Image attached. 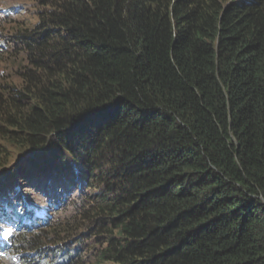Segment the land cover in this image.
I'll return each mask as SVG.
<instances>
[{
  "label": "trees",
  "instance_id": "16d2710c",
  "mask_svg": "<svg viewBox=\"0 0 264 264\" xmlns=\"http://www.w3.org/2000/svg\"><path fill=\"white\" fill-rule=\"evenodd\" d=\"M30 2L0 13V255L264 264V0Z\"/></svg>",
  "mask_w": 264,
  "mask_h": 264
},
{
  "label": "rangeland",
  "instance_id": "374dc122",
  "mask_svg": "<svg viewBox=\"0 0 264 264\" xmlns=\"http://www.w3.org/2000/svg\"><path fill=\"white\" fill-rule=\"evenodd\" d=\"M17 2L22 4H31L30 0H0V13L6 11L3 10L4 8H8L9 5L14 6ZM23 13L28 15L27 11H23ZM19 262L20 259L9 252H5L3 255H0V264H19Z\"/></svg>",
  "mask_w": 264,
  "mask_h": 264
},
{
  "label": "clouds",
  "instance_id": "9594fccd",
  "mask_svg": "<svg viewBox=\"0 0 264 264\" xmlns=\"http://www.w3.org/2000/svg\"><path fill=\"white\" fill-rule=\"evenodd\" d=\"M4 254V253H3ZM14 255V254H13ZM14 256H16V257H18L20 260H21V258L19 257V256H17V255H14ZM22 261V260H21ZM22 264H24L23 262H22Z\"/></svg>",
  "mask_w": 264,
  "mask_h": 264
},
{
  "label": "bare ground",
  "instance_id": "6f19581e",
  "mask_svg": "<svg viewBox=\"0 0 264 264\" xmlns=\"http://www.w3.org/2000/svg\"><path fill=\"white\" fill-rule=\"evenodd\" d=\"M22 228V227H21Z\"/></svg>",
  "mask_w": 264,
  "mask_h": 264
}]
</instances>
